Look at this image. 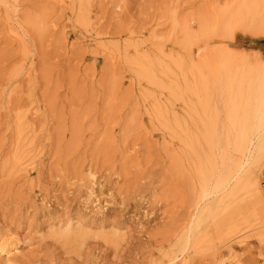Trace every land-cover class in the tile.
Instances as JSON below:
<instances>
[{
	"label": "rangeland",
	"instance_id": "obj_1",
	"mask_svg": "<svg viewBox=\"0 0 264 264\" xmlns=\"http://www.w3.org/2000/svg\"><path fill=\"white\" fill-rule=\"evenodd\" d=\"M241 4L258 11L244 21ZM253 48L264 51V0H0V245L19 242L0 264L163 261L200 189L181 129L251 127L245 189L234 202L209 193L200 224L212 241L187 258L264 264V124L253 125L264 80H226ZM211 62L223 79L201 84L193 74ZM81 225L93 234L81 239ZM118 235L119 257L104 241Z\"/></svg>",
	"mask_w": 264,
	"mask_h": 264
},
{
	"label": "bare ground",
	"instance_id": "obj_2",
	"mask_svg": "<svg viewBox=\"0 0 264 264\" xmlns=\"http://www.w3.org/2000/svg\"><path fill=\"white\" fill-rule=\"evenodd\" d=\"M240 9L238 11V16H241V11H246L244 8V4H241L239 6ZM258 9L255 7H252L251 10H247L246 14H243L242 17H245L244 21L249 19L250 17H253V13L257 12ZM225 17V16H224ZM224 20V18H223ZM225 22V21H224ZM244 33L250 32L252 33V36H259L256 32L251 30L249 27H244ZM228 33L231 34L232 37V31L229 29ZM256 34V35H255ZM248 34H245L242 36V38H249L252 41H255L256 38H251L247 36ZM258 42V40H257ZM243 49H247L246 46ZM254 51L253 54H249L247 52L241 54L239 57L241 59L240 62L243 63L244 66L248 67L249 69L244 73L242 71L241 73L233 72L232 75L230 74L226 80L236 83H243L247 84L246 82H251L253 78L257 80H264V72L260 74V76L250 75L253 74L254 69L257 68V65L261 68H264V64H259L261 55L264 52L263 49H252ZM196 55V54H195ZM251 56L253 57L252 59ZM238 57V58H239ZM234 61H224L223 64H221L224 67L233 66ZM259 64V65H258ZM212 62L207 64V68L204 72L200 71L199 74L196 75V73L193 74V78H198V81L201 84H205L207 81H212L214 83L219 82L223 79V76L220 72V70L215 69L217 64L213 65ZM188 70V68H187ZM187 74V72H185ZM249 77V78H248ZM186 91L188 92V82ZM178 98L185 99V96L182 95ZM253 99L256 101V106L260 110H264V91H256L255 96ZM263 104V105H262ZM262 124H264V116L260 118L259 121L254 123L253 125L257 126L259 128ZM252 125V126H253ZM259 126V127H258ZM182 131V141L184 144V147L186 151H184V154L188 158V149L190 153V158L194 161L196 172L198 179L200 180V189L194 198L191 207L194 209H191L189 211V217L191 220H193L192 224H183L180 226H174L172 228V231L175 234H178L177 236H180L178 239V242H176L174 245L172 244L169 251L163 255V261L161 260L159 263L155 264H188V253L191 254V252H196L197 250H200L201 247L206 246L208 243L212 241L211 236L209 235V230L205 228V233H202V225L200 222L202 221V214L201 212L205 208V204L208 200V196L210 192L218 191L220 188L228 189V192L226 194L225 200H233L235 195L238 193L239 190L245 189V185L242 181V179L239 176V170L240 167H242V162L239 160L240 157H244L247 155L248 152H251L254 142H252V134L253 130L252 127L240 129V130H231L230 132H223L220 135H216L214 130L212 129H206L202 131L200 134H192L188 132V129H181ZM193 138H196L203 141V144L206 145L203 146H197L196 143H193L192 141L188 142V139L192 140ZM234 139V144H232ZM232 152H235L237 155H234ZM217 164H220L222 167L219 169L217 167ZM90 176L92 178L93 188H89V201L88 203L93 204V208H96L100 205V200L98 198L92 199L95 196V190L94 185H96V177L95 174L90 172ZM254 189V188H253ZM256 191H258V188H256ZM225 197L220 198L219 201H223ZM224 200V201H225ZM103 208L100 207V209H97V213L99 214L102 212ZM188 216V215H187ZM139 218V217H137ZM140 219V218H139ZM188 219V217H187ZM83 224V223H81ZM68 226L65 228L66 231L71 229V222H68ZM222 226V225H221ZM88 228L87 226L84 227L83 225L79 226L80 230H85ZM115 231H118L116 229ZM91 229L88 228V231L85 233L84 237L81 239H84L88 235H92ZM122 240L120 239H108L107 241L104 239L105 243L108 245H111V248L109 246L108 249H112L119 257L120 249H123L122 241L125 239L123 235H118ZM86 240V239H85ZM168 240H171L169 238ZM164 247V244L156 247L159 250H162ZM19 250V242L11 243V245L7 248L2 247L0 245V253H5L7 255V261L10 262L11 253L13 251ZM119 259V258H118Z\"/></svg>",
	"mask_w": 264,
	"mask_h": 264
}]
</instances>
